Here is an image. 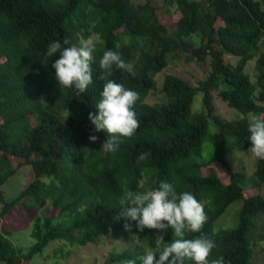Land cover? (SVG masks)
<instances>
[{"label":"trees","instance_id":"1","mask_svg":"<svg viewBox=\"0 0 264 264\" xmlns=\"http://www.w3.org/2000/svg\"><path fill=\"white\" fill-rule=\"evenodd\" d=\"M169 16L174 18L170 27L164 22ZM89 19L94 23L88 24ZM92 34L98 35L93 83L77 95L60 88L51 66L58 54L48 57L46 52L52 41L79 47L81 39ZM193 35L199 36L198 46L188 39ZM262 46L264 0H164L161 6L140 0H0V262L29 264L49 240L85 245L112 232L132 244L109 253L103 264H141L146 250H162L176 237L168 228L158 239L160 230L139 232L135 222L132 231H126L128 221L119 202L125 188L144 192L167 181L177 195L191 192L204 201L206 223L197 233L186 226L184 238L204 235L214 240L209 262L223 256L224 264H251L250 235L255 218L264 213V197L257 191L264 184V159L256 162L252 188H244L239 183L243 173L234 172L225 159V134L237 150L248 149V118L220 119L214 114L212 91L244 115L264 116ZM109 49L131 69L113 65L109 78L139 93L134 105L139 127L131 138L118 137L121 142L113 152L102 147L108 134L96 131L89 119L90 112L98 111L105 82L97 78L102 72L99 60ZM184 51L198 60L208 56V74L195 85L166 73L162 95L152 104L145 102L155 89V74ZM225 56L238 62L228 63ZM253 58L255 81L245 71ZM197 93L202 111L189 117ZM209 119L220 129L217 147L207 162L199 163L192 155ZM92 134L98 137L94 143L89 140ZM142 152L149 155L138 162ZM21 166H27L32 177L7 201L1 185ZM25 197L28 205L21 200ZM237 200L238 225L214 231L217 218ZM43 203L50 213L35 218L37 241L22 252L6 236L9 232L1 230L2 218L17 204Z\"/></svg>","mask_w":264,"mask_h":264},{"label":"clouds","instance_id":"2","mask_svg":"<svg viewBox=\"0 0 264 264\" xmlns=\"http://www.w3.org/2000/svg\"><path fill=\"white\" fill-rule=\"evenodd\" d=\"M67 43L65 40L64 44ZM94 50L95 42L91 37L81 39L79 47H62L59 41L49 43L46 56L53 57L58 54L51 66L55 69V79L60 88L72 89L77 95L88 89L93 83ZM113 65L131 71L118 52L111 49L104 51L99 60L102 72L97 77L105 81L100 93L101 98L96 103L98 111L89 113L95 130L108 134L102 147L109 152L118 147L121 142L118 137L131 138L139 127L134 110L139 93L109 78ZM248 132L250 147L247 151L255 158L264 159V116L249 114ZM97 139L95 134L89 136L93 143ZM148 155L147 152L140 153L138 162L146 160ZM119 203L124 206L122 215L128 221L124 224L126 231L131 232V222H135V228L139 232H143L145 228H171L176 237L162 250L159 247L155 251L146 250L145 255L140 258L141 264H186V261H192L194 264H224L223 256L209 262L208 257L216 246L214 240L204 235L194 239L184 238L186 226L189 231L197 233L201 232L207 221L204 206L191 192L177 195L172 183L161 181L158 188L144 192L125 188ZM128 264H137V261L129 260Z\"/></svg>","mask_w":264,"mask_h":264},{"label":"rangeland","instance_id":"3","mask_svg":"<svg viewBox=\"0 0 264 264\" xmlns=\"http://www.w3.org/2000/svg\"><path fill=\"white\" fill-rule=\"evenodd\" d=\"M140 1L150 2L151 4L159 6L164 4V0ZM173 21V16H169L168 19L165 18L164 20L168 27L171 26ZM93 23V20H88V24ZM90 37L94 42L98 41L97 34H92ZM126 37L129 40V36ZM188 39L193 42L195 46H198V35H193ZM262 50H264V46H262ZM225 61L235 65L238 59L233 56H225ZM209 71L210 65L208 56L203 60H198L191 51H184L178 59L171 60L165 68L155 74V89L148 93L145 102L152 104L162 95V85L166 73H175L182 79L196 85L198 80L204 78ZM245 71L250 74L252 81H255L256 71L254 58L247 61ZM223 87L224 83L220 78L219 89ZM201 99V94L197 93L193 99L189 117H194L202 111ZM212 101L215 109L214 114L223 121H229L243 116L248 118L249 114L258 115V113L255 112H249L246 115L238 112L218 96L217 90L212 91ZM219 131V126L212 119H209L207 129L201 137L200 146L197 152L192 155V159L199 163H205L215 154L217 147L215 135H217ZM225 138V145L227 148L225 159L234 172L243 173L239 183L244 188H252L254 185L252 174L256 168L258 158L253 157L247 149L237 150L233 146V138L229 133L225 134ZM14 162L17 163L18 161ZM31 177L32 174L27 166H21L15 173L9 175L6 181L1 185L5 199L7 201H12L28 184ZM257 191L264 197V184H261ZM21 200L25 201V205H28V198L25 197ZM48 202L49 201H46L45 204L47 205ZM201 204L203 205L204 201H202ZM24 206L22 204L15 205L1 221V230L9 232L6 236L12 244L22 252L27 251L37 241L36 237L33 236L35 218L43 217L47 213H50L48 206L45 207L44 203L39 206ZM240 207V200L231 202L215 221L214 231L235 228L239 221ZM42 231L44 232L45 229ZM165 231L166 230L159 231L158 239H160V236L163 235ZM129 237L133 238L132 240H136L133 235ZM72 244V242L65 240H49L41 245V250L35 253L29 264H103L109 253L121 252L130 246L132 241L130 239H125L124 235L119 236L111 232L109 236L100 237L85 245L72 246ZM73 248H75V251L73 250L74 252L67 253L69 250L72 251L71 249ZM250 248L251 264H264V213L255 218L254 228L250 235ZM0 264L2 263L0 262Z\"/></svg>","mask_w":264,"mask_h":264},{"label":"crops","instance_id":"4","mask_svg":"<svg viewBox=\"0 0 264 264\" xmlns=\"http://www.w3.org/2000/svg\"><path fill=\"white\" fill-rule=\"evenodd\" d=\"M71 250H72V251L69 250L68 253H70V252H71V253L74 252V251H75V248H73V249H71ZM73 250H74V251H73Z\"/></svg>","mask_w":264,"mask_h":264}]
</instances>
